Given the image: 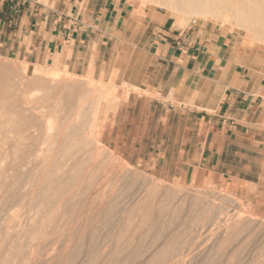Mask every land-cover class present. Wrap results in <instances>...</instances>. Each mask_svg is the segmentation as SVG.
I'll return each mask as SVG.
<instances>
[{
    "label": "crops",
    "instance_id": "1",
    "mask_svg": "<svg viewBox=\"0 0 264 264\" xmlns=\"http://www.w3.org/2000/svg\"><path fill=\"white\" fill-rule=\"evenodd\" d=\"M14 2L0 0V55L110 85L86 101L88 84L69 85L91 106L85 132L112 101L100 137L122 158L171 183L237 191L264 216V52L131 0Z\"/></svg>",
    "mask_w": 264,
    "mask_h": 264
},
{
    "label": "rangeland",
    "instance_id": "2",
    "mask_svg": "<svg viewBox=\"0 0 264 264\" xmlns=\"http://www.w3.org/2000/svg\"><path fill=\"white\" fill-rule=\"evenodd\" d=\"M131 1L135 10L156 9L167 12L177 18L182 27L193 20L209 23L223 33L237 36L242 42L246 41L250 46L264 52V31L263 34L254 36L248 26L236 22L232 14L229 21H225L223 15L219 18L203 17L173 6L159 4L157 0ZM258 2L264 5V0H258ZM36 64L32 65L25 58L18 56L0 55V79L1 76L6 77L12 74L15 81L19 82L18 85L23 83L19 86L21 89L25 86L26 91L37 88L41 92L37 99L31 102L13 100L10 110L3 111L7 112L4 114L5 119L9 114L12 117L11 120L0 118V172H5L7 175L5 188L0 189V216H2L0 217V246L4 243L3 249L8 250L7 248L13 242L17 244L16 252L10 257L11 260L9 259L8 263L0 262V264H95V262L96 264L105 262L120 264L122 258L121 264H130V262L131 264H264V216L257 214L250 216L253 208L250 200L243 198L234 190L171 183L159 178L136 160L122 158L100 137L102 123L107 114L114 109V103L102 100V120L98 136L95 138L85 132L86 128L79 126L83 118H76L80 110L78 103L80 95L79 93L71 95L69 87L72 83L88 84L87 87L92 89L87 93L84 99L86 101L99 96L110 85L65 71H61L59 75L53 74L54 80H52L51 71L54 66L46 67L47 72L36 71L40 78L35 80ZM19 93L20 91H17V96ZM0 105L3 106V103ZM87 106L88 104H85L81 111ZM89 110L84 112L85 116L89 114ZM48 116L55 117L59 123L56 134L51 138L44 135ZM30 118L32 123L27 124ZM17 123L20 129H16L15 132L13 130ZM9 128L13 132L8 133ZM75 160L79 161L76 174L71 171V165L75 163ZM65 163L69 166H64ZM55 164L59 165L54 166ZM71 174L72 176L75 174L73 176L75 178ZM30 175L33 178H30ZM35 175H41L40 180H37L38 177ZM53 175H58L62 179L60 188L51 186L44 191L37 189V186H41L43 178L47 179ZM2 180L3 178L0 177V182ZM35 180L38 183H35L37 182ZM62 186L65 188L64 191L61 189ZM49 188L50 191H48ZM76 190L79 192L76 193L77 196L73 193L77 192ZM38 191L47 201H41L40 204L32 199ZM29 196L30 198H27ZM95 197L97 199L94 201ZM47 198L55 200L54 203ZM47 207H50V210ZM136 208H141V211H136ZM143 211L146 212L143 213ZM144 215L149 221L144 218ZM132 220L134 222H131ZM87 221L90 223L87 224ZM39 231L43 234H38ZM122 232L125 234L120 236ZM115 240L122 242L116 245ZM143 240L149 244L146 245ZM130 243L133 245L130 246ZM177 247L179 249H176ZM124 250L125 252L122 253L126 258L128 257L127 259L121 253ZM7 253L5 252V255L0 253V257L4 255V258ZM25 255L27 258L30 257L29 260ZM112 255L115 263L110 259ZM124 261L125 263H122Z\"/></svg>",
    "mask_w": 264,
    "mask_h": 264
},
{
    "label": "bare ground",
    "instance_id": "3",
    "mask_svg": "<svg viewBox=\"0 0 264 264\" xmlns=\"http://www.w3.org/2000/svg\"><path fill=\"white\" fill-rule=\"evenodd\" d=\"M157 2L159 3V4H164V5H168V6H173L174 8H177V9H179V10H184L185 12H187V13H190V14H196V15H201V16H209V17H213V18H219V16L220 15H223V18H224V20L225 21H229V17H230V15L232 14V15H234L235 16V21L236 22H241V23H243V24H245L246 26H248V28H249V30L252 32V34H254V36H256V35H260V34H263L262 32L264 31V5H262V4H260L259 2H258V0H157ZM233 16V17H234ZM208 18V17H207ZM224 20H223V22H224ZM24 63H26V61H24ZM27 64V63H26ZM28 65V64H27ZM26 65V66H27ZM36 67H35V73H37L36 71H38V72H40V71H43V66H40V65H38V64H36L35 65ZM25 67V66H24ZM26 68V67H25ZM28 68V67H27ZM8 69V68H7ZM11 71V70H10ZM53 74H55V72H51V78H52V76H53V78H52V80H54V75ZM3 75V74H2ZM12 74H10V75H7L6 77H2L1 76V79H0V103H3V106H1L0 105V109H2V112H0V118L1 117H4V114H6L7 112H3L4 111V109H9L10 110V108H11V103L13 102V100H15V101H17V102H22V101H27V102H31V101H33V100H36L37 99V97L39 96V94L41 93L40 92V90L39 89H37V88H35V89H33V90H29V91H26V90H24L25 89V84L24 85H22V87H23V89H21V87H19V86H21V84H23V83H20V85H18L19 84V82H16L15 81V79H14V77L13 76H11ZM37 76H39V74L37 73L36 75H35V80H38V78H40V76L39 77H37ZM55 76H57V75H55ZM55 79H56V77H55ZM17 91H20V93H19V96H17ZM12 97H13V99H12ZM91 106L90 105H88L87 106V108H83V110L81 111V109L82 108H80V110H79V113L77 114V117L76 118H84V117H89V114L88 115H86L85 116V113L84 112H87V110L90 108ZM90 111V110H89ZM11 118L12 117H10V115L9 114H7V116H6V119H5V117L3 118V120H11ZM31 119L32 118H30V121L27 123V124H31L32 123V121H31ZM2 120V121H3ZM19 124L17 123L16 124V127L14 128V130L13 131H15L16 132V129H20V127L18 126ZM79 125V124H78ZM58 126H59V123H58V120H56L55 119V117H53V116H48L47 117V119H46V122H45V137H49V138H51L53 135H55L56 134V132H57V129H58ZM80 126V125H79ZM12 131V129L11 128H9L8 130H7V132L8 133H10V132H13ZM69 133H71V132H69ZM87 134H89L90 136H94L95 138H97V136H98V129L97 128H91L90 129V131L88 132H86ZM4 134H5V132H4ZM15 150H17V148H15ZM74 158V157H73ZM75 163H73L72 165H71V167H72V172L73 173H75V172H77L76 170H77V167H79V161L77 160H75L74 161ZM16 164V163H15ZM59 164H55L54 166H58ZM16 166H18V164H16ZM22 166H24V165H22ZM37 166V165H36ZM64 166H69V164L68 163H65L64 164ZM15 168V167H14ZM53 174H55V173H53ZM76 174V173H75ZM75 174L73 175V176H75ZM9 175V174H8ZM14 176V175H13ZM17 176V175H16ZM31 177L30 178H33V176L32 175H30ZM36 176V175H35ZM39 176H41V175H39ZM39 176H36V177H38L37 178V180L40 178ZM71 176H72V174H71ZM72 176V177H73ZM0 177L1 178H3V180H2V182H0L1 184H0V189L1 188H5V185H6V181H7V175L5 174V172H0ZM27 177H29V176H27ZM69 177V176H68ZM71 177V178H72ZM73 178H75V177H73ZM72 178V179H73ZM24 179V178H23ZM36 179V178H35ZM34 180V179H33ZM32 180V181H33ZM37 180H35V181H37ZM40 180V179H39ZM19 181V180H18ZM17 181V182H18ZM15 182V181H14ZM42 183H41V186H40V184H39V186L40 187H38L37 186V189L38 188H40V190L41 189H43V191H44V189H47L48 187H51V186H53V187H56L57 186V188H60L59 186H61L62 185V179L58 176V175H53L52 177H47V179H44L43 178V180L41 181ZM12 183H13V181H12ZM30 183V182H29ZM35 183H38V181L37 182H35ZM27 184V183H26ZM13 185H15L14 183H13ZM28 185V184H27ZM68 185V184H67ZM70 185V184H69ZM16 187V186H15ZM23 187V186H22ZM31 187V186H30ZM8 188V187H7ZM79 189H80V187H78ZM77 188V189H78ZM27 189V188H26ZM35 189H36V187H35ZM61 189H63V191H64V189L65 188H63V186H62V188ZM13 190V189H12ZM21 190H22V188H21ZM24 190V189H23ZM30 190V189H29ZM68 190H70L69 189V187H68ZM48 191H50V188H49V190ZM52 191V190H51ZM58 191V190H57ZM77 191V190H76ZM32 192V191H31ZM54 192V191H53ZM65 192L67 193V191L65 190ZM170 192V191H169ZM58 193H60V191L58 192ZM73 193H75V195H76V193H79L78 191L77 192H73ZM86 193V192H85ZM173 193V192H172ZM13 194V193H12ZM48 194V193H47ZM47 194H45V195H47ZM55 195H56V193H54ZM63 194V193H62ZM81 194V193H80ZM169 194V193H168ZM24 195V194H23ZM30 195V194H29ZM50 195V194H49ZM64 195V194H63ZM78 195V194H77ZM76 195V196H77ZM97 195V194H96ZM170 195V194H169ZM7 196V195H6ZM28 196V195H27ZM66 196V195H65ZM64 196V197H65ZM76 196H74V197H76ZM4 197V196H3ZM16 197V196H15ZM19 197V196H18ZM24 198L25 196H21V198ZM48 197H50V196H48ZM61 197V199H62V195L60 196ZM20 198V197H19ZM26 198V197H25ZM27 198H30V196L29 197H27ZM51 198V197H50ZM55 198V197H54ZM93 198V197H92ZM32 199H34L37 203L39 202H41V201H43V202H45V201H47V200H45V197H44V195L42 196L41 194H40V191H38V192H36V194L35 195H33L32 196ZM48 199V198H47ZM57 199V198H56ZM77 199V198H76ZM97 199V197H95V199H93L94 201ZM113 199V198H112ZM8 200V199H7ZM45 200V201H44ZM49 200V199H48ZM93 200L91 201V202H93ZM49 201H55V200H49ZM68 201V200H67ZM102 201V200H101ZM42 202V203H43ZM71 202V201H70ZM142 202V201H141ZM54 203V202H53ZM57 203V202H56ZM64 203H66V202H64ZM41 204V203H40ZM45 204V203H44ZM49 204V203H48ZM103 204V203H102ZM46 205V204H45ZM92 205V204H91ZM110 205V204H109ZM141 205V204H140ZM142 205H144V204H142ZM65 206H67V205H65ZM68 206H69V204H68ZM103 206V205H102ZM105 206V205H104ZM2 207V206H1ZM70 207V206H69ZM72 207H73V205H72ZM91 207V206H90ZM97 207V206H96ZM141 207H143V206H141ZM5 208V207H4ZM47 208H49V210H50V207H47ZM109 208V207H108ZM184 208V207H183ZM2 209V208H1ZM45 209H46V206H45ZM54 209V211H55V208H53ZM69 209H71V207L69 208ZM141 209V208H140ZM140 209H135L136 211H138L139 210V212L141 211ZM178 209V208H177ZM52 210V209H51ZM64 210V209H63ZM85 210V209H84ZM104 210V209H103ZM133 211H134V207H133V209H132ZM131 210V211H132ZM48 211V210H47ZM64 211H67L66 209L64 210ZM90 212H91V210H89ZM95 211V210H94ZM148 211V210H147ZM250 211V210H249ZM1 212V211H0ZM69 212V211H68ZM98 212V211H97ZM99 212H100V210H99ZM105 212H107V211H105ZM111 212V211H110ZM146 211H143V213H145ZM176 212V211H175ZM56 213H57V211H56ZM61 213V212H60ZM66 213V212H65ZM93 213V212H92ZM147 213H149V212H147ZM146 213V214H147ZM166 213V212H165ZM179 213V212H178ZM55 214V213H54ZM80 214V213H79ZM102 214V213H101ZM134 214H135V211H134ZM163 214V213H162ZM256 213L254 212V210H253V208H252V210L250 211V216H252L253 217V215H255ZM56 215V214H55ZM76 215V214H75ZM83 215V214H82ZM87 215V214H86ZM90 215V214H89ZM100 215V214H99ZM103 215V214H102ZM101 215V216H102ZM105 215V214H104ZM137 215V214H136ZM141 215H142V212H141ZM149 215V214H148ZM152 215V214H151ZM6 216V215H5ZM4 216V217H5ZM97 216H98V214H97ZM108 216V215H107ZM134 216V215H133ZM150 216V215H149ZM159 216V215H158ZM179 216V215H178ZM0 217H2V216H0ZM30 217V216H29ZM168 217V216H167ZM82 219H83V217H81ZM91 218V217H90ZM103 218H104V216H103ZM144 218H147V220H148V217L146 216L145 217V215H144ZM6 219V218H5ZM89 219V218H88ZM87 219V220H88ZM107 219H109V218H107ZM107 219H105V220H107ZM132 219V218H131ZM130 219V220H131ZM149 219H151V218H149ZM168 219V218H167ZM186 219V218H185ZM62 220H63V218H62ZM66 220V219H65ZM67 220H69V219H67ZM90 220V219H89ZM157 220V219H156ZM1 221H3V220H1ZM82 221V220H81ZM108 221V220H107ZM143 221V220H142ZM149 221V220H148ZM153 221H155V219L153 220ZM152 221V223H154ZM173 221H174V219H173ZM176 221H177V219H176ZM28 222V221H27ZM67 222V221H66ZM88 222L89 221H87L86 223L88 224ZM98 222H99V220H98ZM102 222H103V220H102ZM131 222H134L133 220L131 221ZM170 222L172 223V221L170 220ZM86 223H85V225H86ZM90 223V222H89ZM107 223V222H106ZM144 223V222H143ZM155 223H156V221H155ZM181 223H182V221H181ZM4 224V223H3ZM114 224H116V223H114ZM242 224V223H241ZM6 225V224H5ZM22 225V224H21ZM69 225H71V224H69ZM77 225V224H76ZM84 225V226H85ZM90 225V224H89ZM143 225V224H142ZM149 225V224H148ZM153 225H156V224H153ZM81 226V225H80ZM110 226H111V224H110ZM109 226V227H110ZM114 226V225H113ZM179 226V225H178ZM5 227V226H4ZM86 227H87V225H86ZM90 227H92V226H90ZM96 227V226H95ZM130 227V226H129ZM132 227V226H131ZM149 227V226H148ZM162 227V226H161ZM187 227V226H186ZM244 227V226H243ZM24 228H25V225H24ZM23 228V229H24ZM36 228H37V226H36ZM71 228V227H70ZM134 228V227H133ZM152 228V227H151ZM150 228V229H151ZM153 228H155V227H153ZM179 228V227H178ZM2 229V228H1ZM26 229H28V228H26ZM99 229V228H98ZM114 229V228H113ZM121 229L123 230V228L121 227ZM180 229V228H179ZM28 230H30V229H28ZM38 230V229H37ZM80 230V229H79ZM22 231V230H21ZM83 231V230H82ZM95 231V230H94ZM121 231V230H120ZM31 232V231H30ZM69 232V231H68ZM92 232V231H91ZM127 232H128V229H127ZM146 232V231H145ZM155 232V231H154ZM167 232V231H166ZM188 232V231H187ZM22 233V235H23V232H21ZM20 233V234H21ZM25 233V232H24ZM42 232L41 231H39V233L38 234H41ZM95 233H97V232H95ZM104 233V232H103ZM136 233V232H135ZM33 234H34V232H33ZM36 234V233H35ZM43 234V233H42ZM67 234H69V233H67ZM72 234V233H71ZM82 234V233H81ZM121 235L120 236H123V234H125V233H120ZM137 234V233H136ZM135 234V235H136ZM146 234V233H145ZM163 234H165V233H163ZM191 234V233H190ZM21 235V236H22ZM73 235V234H72ZM83 235V234H82ZM97 235H98V233H97ZM114 235V234H113ZM184 236H185V233L183 234ZM85 236V235H84ZM150 236V235H149ZM190 236V235H189ZM23 237V236H22ZM125 237V236H124ZM159 237V236H158ZM8 238H9V236H8ZM7 237H6V239H8ZM85 238V237H84ZM95 238H97V237H95ZM169 238V237H168ZM174 238V237H173ZM92 239V238H91ZM119 239V238H118ZM117 239V240H118ZM125 239V238H124ZM128 239H130V241H131V238L129 237ZM5 240V239H4ZM95 240V239H94ZM114 240V239H113ZM112 240V241H113ZM121 240V239H120ZM154 240V239H153ZM190 240V239H189ZM33 241V240H32ZM79 241V240H78ZM80 241H81V239H80ZM111 241V242H112ZM125 243H126V241L125 240H123ZM151 241V240H150ZM170 241V240H169ZM82 242H83V240H82ZM106 242V241H105ZM115 242H116V240H115ZM114 242V243H115ZM120 242H122V241H120ZM120 242H116V245H118L117 243H120ZM140 242V241H139ZM143 242H145L146 243V245H148L147 244V242L146 241H144L143 240ZM18 243V242H17ZM128 244H129V242H127ZM134 243V242H133ZM133 243L130 245V246H132L133 245ZM22 244V243H21ZM28 244V243H27ZM80 244V243H79ZM98 244V243H97ZM127 244V245H128ZM142 244V243H141ZM155 244V243H154ZM176 244V243H175ZM7 245V244H6ZM91 245V244H90ZM89 245V246H90ZM94 245H95V243H94ZM153 245V244H152ZM174 245V244H173ZM186 245V244H185ZM77 246H78V242H77ZM124 246H126V245H124ZM129 246V247H130ZM176 246V245H175ZM175 246H173V247H175ZM5 246H4V243H3V245H1L0 246V253H5V252H8L7 254H6V256L3 258V256L5 255H3L2 256V254H1V256L2 257H0V262H3V263H8V260L10 259V257H11V255H13L14 254V252H16V247H17V244H16V242H13L12 244H11V246H9L7 249L8 250H6V249H3ZM36 247V246H35ZM137 247V246H136ZM148 247V246H147ZM172 247V246H171ZM181 247V246H180ZM32 248V247H31ZM34 248V247H33ZM121 248V247H120ZM123 248V247H122ZM126 248V247H125ZM142 248H143V246H142ZM151 248V246L149 247V249ZM162 248V247H161ZM168 248V247H167ZM183 248V247H182ZM119 249V248H118ZM127 249V248H126ZM153 249V248H152ZM176 249H179L178 247L176 248ZM176 249H175V251H176ZM15 250V251H14ZM20 250V249H19ZM28 250V249H27ZM91 250H93V249H91ZM128 250V249H127ZM126 250V251H127ZM147 250V252H148V249H146ZM32 251H34L33 249H32ZM96 251V250H95ZM102 251V250H101ZM133 251V250H132ZM145 251V250H144ZM113 252V251H112ZM119 252V256H121V253L122 252H125V250L124 251H121V253H120V251H118ZM129 252V251H128ZM134 252V251H133ZM132 252V253H133ZM138 252V251H137ZM147 252H146V254H147ZM157 252V251H156ZM163 252V251H162ZM166 252V251H165ZM178 252V251H177ZM18 253V252H17ZM89 254L88 255H90V252H88ZM110 253V252H109ZM139 253V252H138ZM168 253H169V251H168ZM167 253V254H168ZM179 253V252H178ZM177 253V254H178ZM32 254H33V252H32ZM91 254H93V253H91ZM128 255H129V253H127ZM131 254V253H130ZM9 255V256H8ZM35 255V254H34ZM110 255V254H109ZM113 255H114V252H113ZM113 255H112V258H110V256H109V258L112 260V262L113 263H115L114 261L115 260H113ZM117 255V254H116ZM122 255H124L123 253H122ZM140 255V254H139ZM142 255H144V254H142ZM155 255V254H154ZM157 255V254H156ZM155 255V256H156ZM171 255V254H170ZM26 256V255H25ZM50 256V255H49ZM77 256V255H76ZM93 256V255H92ZM118 256V257H119ZM125 256V255H124ZM130 256V255H129ZM135 256H136V254H135ZM166 256V255H165ZM177 256V255H176ZM35 257V256H34ZM52 257V256H51ZM74 257V256H73ZM89 257V256H88ZM105 257V256H104ZM107 257V256H106ZM132 257V256H131ZM169 257H171V256H169ZM26 258H27V256H26ZM28 258H30V257H28ZM27 258V260H29ZM75 258V257H74ZM102 258H103V256H102ZM115 258H116V256H115ZM124 258H126V256L124 257ZM128 258V257H127ZM126 258V259H127ZM130 258V257H129ZM156 258V257H155ZM172 258H173V256H172ZM175 258V257H174ZM17 259V258H16ZM15 259V260H16ZM48 259V258H47ZM51 259V258H50ZM98 259H99V257H98ZM119 259V258H118ZM135 259V258H134ZM158 259V258H157ZM166 259V258H165ZM11 260V259H10ZM25 260V259H24ZM49 260V259H48ZM92 260V259H91ZM94 260H95V258H94ZM101 260V259H100ZM120 260V259H119ZM125 260V259H124ZM131 260V259H130ZM14 261V260H13ZM26 261V260H25ZM82 261H84V260H82ZM81 261V262H82ZM93 261V260H92ZM102 261V260H101ZM105 261V260H104ZM103 261V262H104ZM118 261V260H117ZM121 261H123V258H122V260ZM121 261H120V264H121ZM129 261V260H128ZM133 261V260H132ZM136 261V260H135ZM146 261V260H145ZM178 261V260H177ZM17 262V261H16ZM20 262V261H19ZM47 262V261H46ZM108 262H111V261H109L108 260ZM126 262H127V260H126ZM150 262V261H149ZM183 262V261H182ZM24 263H26V262H24ZM29 263V262H28ZM48 263V262H47ZM122 263H125V261L124 262H122ZM129 263V262H128ZM132 262H130V264H131ZM134 263V262H133ZM176 263V262H175ZM10 264V263H9ZM14 264V263H13ZM49 264V263H48ZM81 264V263H80ZM92 264V263H91ZM95 264H96V262H95ZM100 264V263H99ZM104 264H106V262L104 263Z\"/></svg>",
    "mask_w": 264,
    "mask_h": 264
},
{
    "label": "built area",
    "instance_id": "4",
    "mask_svg": "<svg viewBox=\"0 0 264 264\" xmlns=\"http://www.w3.org/2000/svg\"><path fill=\"white\" fill-rule=\"evenodd\" d=\"M22 4H23V0H15L12 10L14 12H18L20 8L22 7ZM192 23L195 24L196 20H193Z\"/></svg>",
    "mask_w": 264,
    "mask_h": 264
}]
</instances>
